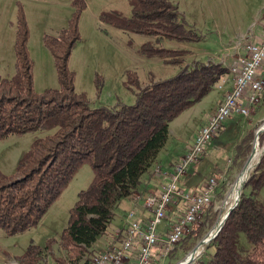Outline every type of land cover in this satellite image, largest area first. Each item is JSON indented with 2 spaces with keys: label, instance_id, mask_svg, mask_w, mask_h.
<instances>
[{
  "label": "trees",
  "instance_id": "1",
  "mask_svg": "<svg viewBox=\"0 0 264 264\" xmlns=\"http://www.w3.org/2000/svg\"><path fill=\"white\" fill-rule=\"evenodd\" d=\"M127 1L130 15L119 10L105 11L100 20L136 34L179 42L201 40V35L179 21L178 7L172 0ZM71 6L73 12L67 24L57 34L44 35L58 87L46 88L41 93L33 87L28 24L21 6L17 9L14 72L8 78L0 76V139L28 131L48 133L32 140L11 174L0 171V228L13 234L36 225L76 171L88 163L93 176L78 191L70 208L58 238L64 256L55 258L58 264H87L89 254L95 252L91 246L106 231L121 199L133 198L137 192L160 191L147 180L168 139L169 123L206 96L228 69L213 61L181 64L178 61L182 50L145 46L143 51L151 56L171 60L177 56L178 61L173 62L179 63V70L139 88L131 104L91 106L86 96L75 90L74 72L68 66L71 51L79 40L78 17L85 1L71 0ZM126 82L136 81L128 77ZM254 131H247L235 146L232 163L244 164ZM258 139L264 141V132ZM183 178L184 190L187 177ZM214 209L213 216H209V210L205 213L206 219L215 217L218 209ZM150 215L149 212L136 217L145 223ZM161 228L166 227H159L162 233ZM202 234L200 230H191L183 235L185 248L194 245L187 243L188 239L195 240ZM55 239L48 238L45 247ZM211 243L215 249L207 264H264V152L244 182L238 203L207 245ZM42 248L30 244L15 254L18 263L9 264H41Z\"/></svg>",
  "mask_w": 264,
  "mask_h": 264
},
{
  "label": "rangeland",
  "instance_id": "2",
  "mask_svg": "<svg viewBox=\"0 0 264 264\" xmlns=\"http://www.w3.org/2000/svg\"><path fill=\"white\" fill-rule=\"evenodd\" d=\"M84 1L85 7L78 17L79 40L71 51L68 66L74 72L75 90L83 93L90 105L95 107L131 104L135 101V94L139 88L162 80L179 70V63H176L177 56L172 60L151 56L143 51L145 46L182 50L183 52L179 55L180 61H178L181 64L213 61L222 62L227 66L231 61L230 55L234 53V47L242 36L251 34L252 38L253 33L263 30L264 0H172L178 7L179 21L202 36L200 41L192 42L136 34L114 28L100 20V14L105 11L119 10L127 16L130 15V5L127 0ZM18 6H21L24 11L29 29L27 49L33 63L34 90L41 93L46 88H56L58 81L53 57L44 45L43 38L46 34H57L67 24L73 12L71 0H0V76L4 78L10 77L14 72V41ZM259 73L264 77V72ZM128 77L134 78L136 82H126ZM222 80L221 78L217 81L213 89L199 102L182 111L169 123L168 139L160 149L159 157L168 155L174 159L182 156L183 153L186 154L196 133L209 117L219 94L223 99V88L219 87ZM241 101L245 102V99L242 98ZM263 123L264 92L259 95L258 102L248 105L246 115L232 113L221 123L218 131L205 145L202 154L176 181V187L183 189L185 180L183 177H189L198 163H200L199 178L216 176L225 181L222 184V181L219 182L212 202L205 210L207 212L210 208L209 216H213V210L217 208L215 217L209 220L203 214L201 218L200 216L197 218L191 229L195 232L200 230L201 234L203 233L202 237L211 230L234 200L228 194L248 158L242 165L229 161L234 154L235 146L247 131L256 130ZM47 133L42 130L28 131L0 139V171L11 174L18 159L28 149L32 140ZM257 143L261 150L259 160L264 150V141L260 142L257 139ZM153 174L161 178L165 174L157 161L151 168V175ZM92 176L91 166L88 163L83 164L36 225L13 234H8L0 228V264L18 263L15 260V254H19L33 243L43 246L40 254L41 264H58L55 258L64 256V250L58 238L67 223L70 208L77 198L78 191L87 186ZM153 181L158 182L156 178ZM184 190L189 191L187 188ZM139 203L141 204V202L136 203L132 197L122 198L114 209V216L106 231L91 247L94 250L103 249L118 239L120 231L117 234L115 232L121 230L123 226L126 227L127 212ZM185 208V200L174 194L166 205L164 218L159 227H166L164 230L161 228L164 232L168 230L170 224L184 212ZM51 237L56 239L49 247H45V242ZM200 237L196 236L195 240L190 238L187 243L194 242L193 246H195L202 238ZM183 239L181 237L173 249L165 255L159 256L160 251L157 250L158 258L153 264H174L188 254L193 246L186 249ZM207 243L200 245L197 249L201 264H207L215 249L213 243L208 245Z\"/></svg>",
  "mask_w": 264,
  "mask_h": 264
},
{
  "label": "built area",
  "instance_id": "3",
  "mask_svg": "<svg viewBox=\"0 0 264 264\" xmlns=\"http://www.w3.org/2000/svg\"><path fill=\"white\" fill-rule=\"evenodd\" d=\"M252 38L251 34H247L236 43L235 60L227 66L228 72L222 77L223 80L219 85L220 89L223 88L221 103L215 113L198 130L193 143L175 165L174 171L160 191L146 195L134 194V200L141 202V205L149 210L151 214L149 219L141 223L135 215V209H129L125 229L116 232L117 234L120 231V237L103 250H95L89 254L87 264H153L158 258L157 250L161 252L158 253L159 256L167 254L183 235L190 232L197 218L205 214L206 207L212 202L215 190L222 180L216 176L208 177L199 192L179 189L176 187V181L202 154L205 145L218 131L221 123L232 113L246 115L248 105L258 102L259 95L264 92V77L259 73L264 72V28L259 41ZM241 49H244V52H241ZM242 98L245 102L241 101ZM174 194L185 200L186 208L170 224L168 230L161 233L159 224L164 218L166 205ZM198 252L197 250L193 258L185 264H201L198 260Z\"/></svg>",
  "mask_w": 264,
  "mask_h": 264
},
{
  "label": "crops",
  "instance_id": "4",
  "mask_svg": "<svg viewBox=\"0 0 264 264\" xmlns=\"http://www.w3.org/2000/svg\"><path fill=\"white\" fill-rule=\"evenodd\" d=\"M263 28H264V21H263ZM261 33H262V31L261 32L259 31V32L253 33L254 34V37L252 39L255 40V41H259L260 34ZM241 52H244V49H241ZM230 58H231V61H230V64H231L235 60L234 53H232L230 55ZM230 64H228L227 66H229ZM221 99H222L221 94H219V96L217 97V99L215 101V105H214L212 111L210 112L209 117L205 120V122L202 124V126L207 122V120L214 113V111L216 110L217 106L220 104ZM184 154L185 153H183L182 156H179V157L174 158V159L170 158V156H168V155H166L165 157L164 156H160L159 157V155H158L157 156V159H156L157 164H159L161 166V169H162V171L165 174L162 177L163 179L159 175H157V174L151 175V177H149L148 180H147L148 181V184L149 185L150 184L151 185H157L161 189L162 185L167 181L169 175L174 171V167H175L176 163L184 156ZM232 157H233V155H232ZM231 158L229 160H231ZM199 166H200V163H198V165L193 168L192 174L189 177H187V179H186V182H185L186 183V186H187L186 188L189 189L190 191H196V192L201 191L202 188H203V185H202L203 184V181L205 182L206 179H207L206 177L199 178V176H198L199 171H200V167ZM155 178L158 180V182L157 181L156 182L153 181V179H155ZM194 178H196V179L194 180ZM136 203H138V202H136ZM133 207H135V209H136V214H140V215L145 214V215H147L149 213V211H147L146 208H143V206L140 203L139 204H135L134 206H132V208ZM122 229L124 230L125 229V226H123ZM106 247H104V248H106ZM103 249H98L96 251H100V250H103Z\"/></svg>",
  "mask_w": 264,
  "mask_h": 264
},
{
  "label": "water",
  "instance_id": "5",
  "mask_svg": "<svg viewBox=\"0 0 264 264\" xmlns=\"http://www.w3.org/2000/svg\"><path fill=\"white\" fill-rule=\"evenodd\" d=\"M264 131V123L261 124L256 130H255V133H254V141H253V147H252V151L250 153V155L248 156L243 168L241 169V171L239 172V174L237 175L234 183H236L237 179L241 176V173L242 171L244 170L245 166L247 165V163L250 161L251 157H252V153H253V150H254V146L255 144L257 143V139L259 137V134L262 133ZM264 152V150H263ZM262 152V153H263ZM262 155V154H261ZM261 157V156H260ZM260 160V158H259ZM258 160V162H259ZM257 162V164H258ZM241 191H242V188L239 190V193H238V196L235 198V200H233L231 202V204L227 207V209L224 211V213L222 214L221 217H219V219L216 221V223L213 225V227L211 228V230L204 236L202 237L196 244L195 246H193V248H191V250L188 252V254H186L183 258L179 259L178 261H176L174 264H185L187 263L188 261H190L195 252L197 251L198 247L206 242H209L217 233L218 231L220 230V228L222 227L226 217L228 216V214L230 213V211L232 210V208L238 203L239 201V198L241 196Z\"/></svg>",
  "mask_w": 264,
  "mask_h": 264
},
{
  "label": "bare ground",
  "instance_id": "6",
  "mask_svg": "<svg viewBox=\"0 0 264 264\" xmlns=\"http://www.w3.org/2000/svg\"><path fill=\"white\" fill-rule=\"evenodd\" d=\"M260 152H261L260 147L258 146V143H256L254 146V150H253L252 157H251L250 161L245 166L244 170L241 173V176L237 179L236 183H234L231 186V189H230L228 195L232 199L235 200V198L238 196L239 190L243 187V184H244V182H246L250 172L255 167V165H257V162H258L257 160H258V157L260 155Z\"/></svg>",
  "mask_w": 264,
  "mask_h": 264
}]
</instances>
